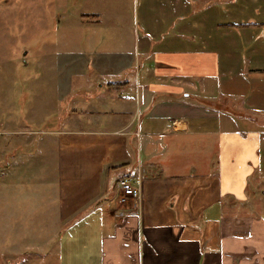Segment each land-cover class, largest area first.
<instances>
[{
	"label": "crops",
	"instance_id": "crops-1",
	"mask_svg": "<svg viewBox=\"0 0 264 264\" xmlns=\"http://www.w3.org/2000/svg\"><path fill=\"white\" fill-rule=\"evenodd\" d=\"M108 1L82 0L70 71L80 91L98 80L53 132L65 227L28 254L59 238L54 264H264V22L220 19L239 0H142L140 22Z\"/></svg>",
	"mask_w": 264,
	"mask_h": 264
},
{
	"label": "rangeland",
	"instance_id": "rangeland-1",
	"mask_svg": "<svg viewBox=\"0 0 264 264\" xmlns=\"http://www.w3.org/2000/svg\"><path fill=\"white\" fill-rule=\"evenodd\" d=\"M141 3L109 0L104 10L138 17L140 22ZM92 6L82 0H0V264H54L53 254L59 251L56 238L46 257L42 248L38 254H28L37 236L44 241L65 227L57 184L67 173L60 161L63 137L53 132L71 107L70 96L82 93L86 97L95 91L91 82L98 80L96 74L88 77L90 71H85L90 84L80 91L70 71L77 58L73 44L77 21ZM226 8L220 19L264 22V0H239ZM94 58L85 57L91 64ZM227 106L241 113L238 106ZM46 144L47 149H42ZM86 170L90 169L84 168L81 177ZM80 172L70 176L75 179ZM51 178L54 184H49ZM113 181L110 176L109 186ZM259 191L262 196L263 182ZM43 194L56 200H44ZM258 197L264 205V198ZM261 213L264 219V208Z\"/></svg>",
	"mask_w": 264,
	"mask_h": 264
},
{
	"label": "built area",
	"instance_id": "built-area-1",
	"mask_svg": "<svg viewBox=\"0 0 264 264\" xmlns=\"http://www.w3.org/2000/svg\"><path fill=\"white\" fill-rule=\"evenodd\" d=\"M120 200L123 204L136 202L141 197V186L130 178L121 179L118 182Z\"/></svg>",
	"mask_w": 264,
	"mask_h": 264
},
{
	"label": "trees",
	"instance_id": "trees-1",
	"mask_svg": "<svg viewBox=\"0 0 264 264\" xmlns=\"http://www.w3.org/2000/svg\"><path fill=\"white\" fill-rule=\"evenodd\" d=\"M124 178H126V177H120V178H118V179H117V183H118L121 179H124Z\"/></svg>",
	"mask_w": 264,
	"mask_h": 264
}]
</instances>
